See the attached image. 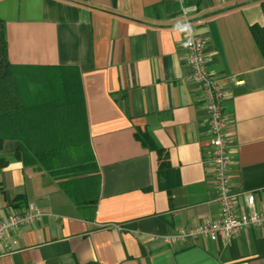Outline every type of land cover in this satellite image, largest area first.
<instances>
[{"label":"crops","instance_id":"0c3cea01","mask_svg":"<svg viewBox=\"0 0 264 264\" xmlns=\"http://www.w3.org/2000/svg\"><path fill=\"white\" fill-rule=\"evenodd\" d=\"M261 2L0 0L10 64L42 87L56 91L66 81L82 92L81 132L97 164L91 174L69 173L65 190L43 167L13 159L18 141L0 143L10 160L0 171V222L29 204L46 214L0 242V264H264V226L218 242L165 241L220 216L203 94L187 61V22L226 91L238 209L254 193L264 210V59L250 31L264 26ZM52 101L63 109L47 111L46 121L57 123L47 133L64 138L72 134L73 102ZM150 144L165 150L177 175L171 198L161 187L171 177L159 176Z\"/></svg>","mask_w":264,"mask_h":264},{"label":"trees","instance_id":"16d2710c","mask_svg":"<svg viewBox=\"0 0 264 264\" xmlns=\"http://www.w3.org/2000/svg\"><path fill=\"white\" fill-rule=\"evenodd\" d=\"M261 6L264 13V0ZM250 31L264 59V26L253 25ZM7 46L6 24L0 19V143L18 141L19 148L13 159L27 167H43L66 190L65 178L69 173L91 174L97 170L91 146L81 132L85 125L82 92L70 89L66 81L56 91L55 86L54 89L42 87L34 75L17 70L10 64ZM66 98L73 102L69 109L73 123L68 124L72 134L61 135L64 138L59 139L47 133L51 128H57L54 127L57 123L47 122L46 115L47 111L50 115L60 114L63 106L53 105L52 100ZM136 138L143 145H148L142 134L137 133ZM149 146L159 154V176L162 179L171 177L167 182H161V187L171 198L173 189L179 184L177 175L171 169L165 150L155 144ZM9 163L7 157L0 155V171Z\"/></svg>","mask_w":264,"mask_h":264},{"label":"built area","instance_id":"2783aa9c","mask_svg":"<svg viewBox=\"0 0 264 264\" xmlns=\"http://www.w3.org/2000/svg\"><path fill=\"white\" fill-rule=\"evenodd\" d=\"M194 31L191 23L184 24L183 33L191 79L199 85L202 91L203 106L209 125V143L213 155L220 216L216 220L206 219L198 226L182 228L176 233L166 236L165 241L171 245L186 244L201 237L212 242L231 240L244 229L264 226V210L258 208L256 195L254 193L246 194V208L239 210L235 195L231 191L233 158L225 114L226 91L222 83L208 69L205 41L196 36ZM45 216L46 214L42 213L34 204H29L22 211L13 212L6 221L0 222V242H3L10 232L32 226Z\"/></svg>","mask_w":264,"mask_h":264}]
</instances>
